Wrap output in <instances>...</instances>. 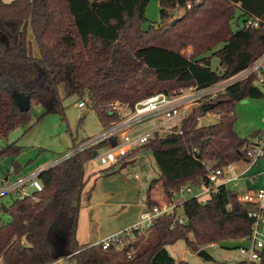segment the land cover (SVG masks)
<instances>
[{"label":"trees","instance_id":"trees-1","mask_svg":"<svg viewBox=\"0 0 264 264\" xmlns=\"http://www.w3.org/2000/svg\"><path fill=\"white\" fill-rule=\"evenodd\" d=\"M149 2L0 0V139L31 121L34 103L42 105L47 114L64 115V99L87 96L106 130L120 119L112 109L116 104L133 108L157 93L173 95L190 87L207 88L264 56V24L258 28L245 25L248 15L264 18V0H204L174 25L172 13L179 0H162L161 23L143 30ZM239 3L244 26L232 31L231 22L239 10L235 4ZM219 45L222 48L216 50ZM188 48L192 53L183 54ZM214 57L219 60L216 71L211 62ZM254 83L251 77L195 107L180 127L165 137L157 133L148 144L109 168L132 162L140 152L151 150L160 172L147 194L146 207L153 208L160 204L156 191L172 203L174 194L189 184H207L210 172L248 161L254 141L240 137L235 130L236 103L264 98ZM18 97L27 105L21 107ZM207 105L212 109L204 112ZM209 114L218 122L200 126V120ZM107 145L93 146L43 170L38 176L43 190L7 207L11 220L0 225L2 264H49L69 256L67 261L77 264H188L177 263L167 247L184 241L199 252L208 245L247 240L254 225L250 214L264 215V208L241 203L238 194L221 187L205 203L194 197L183 202L185 226L175 220L180 215L178 208L175 215L156 219L144 233L135 232L134 241L123 250L80 245L81 201L89 183L85 165ZM77 147L75 144L70 151ZM19 152L15 143L7 145L0 150V159ZM55 232L66 238L63 254L54 252ZM259 264H264V256Z\"/></svg>","mask_w":264,"mask_h":264},{"label":"rangeland","instance_id":"rangeland-1","mask_svg":"<svg viewBox=\"0 0 264 264\" xmlns=\"http://www.w3.org/2000/svg\"><path fill=\"white\" fill-rule=\"evenodd\" d=\"M13 1L4 0L6 3ZM161 1L150 0L146 9L147 21L142 26L143 30H148L152 24L161 23ZM240 13L238 10L231 22L232 31L244 26V19H240ZM221 48L222 45H219L216 50ZM35 53H37L36 47ZM191 53L192 48L183 52L187 55ZM207 56H211V54ZM211 62L212 69L216 71L219 68V60L214 57ZM18 99L21 107L27 105L26 101L23 102L20 97ZM88 100L87 96L83 99L79 96L64 99V115L47 114L42 105L33 104L31 121L27 125L12 131L7 139H0V150L14 143L20 148L18 155L4 156L0 159V189H2L1 179L8 178L10 182H14L57 159L61 160L73 149L75 144L78 147H83L86 142L105 132ZM81 101L86 102L84 108L78 107V103ZM192 109L193 107L184 110L183 116L187 117ZM236 115L235 130L240 137L255 141L254 136L258 134L259 139H264V98H245L238 101L236 103ZM217 122L218 118L209 114L200 120V126L206 127ZM151 128V123H145L139 127V130L146 132ZM170 132L167 129L158 134L159 137H165ZM103 152L104 150H99L98 155ZM15 167H18L17 171H15ZM102 167L98 157L85 165L86 175L89 179L86 192L90 191L92 197L90 205L84 204L80 210L78 227L80 226L82 238H86L92 233L95 239H102L110 233L131 228L139 222L141 209L146 205L149 186L153 180L160 176L151 150H144L132 162L119 164L112 169ZM251 176V174L247 175V180H250ZM245 182H242L243 185ZM188 186L193 189V192L180 197L178 201L187 200L189 196H191L190 198L196 197V193L201 191V185L189 184ZM29 192L33 193V190ZM154 196L158 203L165 200L159 191H156ZM209 198L208 195L200 200L205 203ZM14 201L12 196L4 198L0 200V208L2 205L9 208ZM83 201L86 203L85 195ZM178 212L183 216L182 207L179 208ZM10 220L11 216L0 210V225L8 224ZM91 226L95 228L92 232ZM121 227L122 229H119ZM134 239V234H130L129 241L132 242ZM65 242L66 238L62 233L61 235L56 234V232L53 233L52 245L56 254L65 252ZM236 244L241 245V242L230 241L225 244L204 247L202 250L207 251L213 257V261H207L198 256V252L189 249L184 241H178L176 244L168 246L167 250L177 263L184 261L188 264H239L244 262V259ZM66 264L77 263L74 260H69Z\"/></svg>","mask_w":264,"mask_h":264},{"label":"built area","instance_id":"built-area-1","mask_svg":"<svg viewBox=\"0 0 264 264\" xmlns=\"http://www.w3.org/2000/svg\"><path fill=\"white\" fill-rule=\"evenodd\" d=\"M201 2H204V0H179L172 14L175 19L180 18L186 11L193 9ZM235 5L241 12V4ZM262 24H264V18L262 17L254 15L245 17V25L247 27L258 28ZM251 77L255 78V86L264 93V56L247 69L207 88L190 87L182 89L173 95L157 93L136 103L133 108L116 104L117 106L115 105L112 108L120 115V119L117 122L107 128L103 134L86 142L83 147L80 146L70 151L64 155L61 160H58L56 164L50 165L48 168L69 159L81 151L105 142H108L109 145L102 148L104 152L98 155V160L101 166L108 168L117 163L119 159L126 156L129 152L148 144L157 133L167 129L172 132L174 127H180L183 119L186 118L182 114L184 110L186 111L192 107L194 109L195 107L201 106L208 100L224 93L228 88L250 79ZM85 106V101L78 103V107L80 108H84ZM145 123H151L152 128L146 132H141L139 127ZM247 155L248 161L252 164L260 159H264V139H256L254 144L249 147ZM233 168L234 164H231L223 169L210 172L207 175V184H201V191L196 193V197L194 198L198 199L200 202H202L200 200L201 198L208 195L211 198L213 194L220 191L221 187L229 188L228 186L230 183L245 175V173H243L235 178H226L225 175L229 171H232ZM42 171L43 170L27 174L14 182H10L8 178L4 180L1 179L2 189H0V200L10 196L15 200H22L31 196L32 193L29 192L30 190H33V192H41L43 190V185L38 176ZM191 192H193V189L190 186L184 187L180 193L174 194L172 203L164 201L153 208H146V210L141 213L138 223L93 246H101L103 250H108L112 247L117 250H123V248L130 243V234H134L137 231L144 233L153 225L156 219L175 215L176 209L180 208L184 202L178 201L179 198L182 197L184 193ZM239 201L241 203L257 204L262 209L264 189L248 192L239 198ZM250 216L254 219L252 233L246 240L247 244L239 248V252L247 264H259L264 256V215L254 212L251 213ZM175 220L183 226L186 225V219L181 215L175 217ZM210 246H215V244ZM77 253L79 252H76V254ZM131 256L132 254H129L128 257L131 258ZM69 257L58 259L49 264H66Z\"/></svg>","mask_w":264,"mask_h":264},{"label":"crops","instance_id":"crops-1","mask_svg":"<svg viewBox=\"0 0 264 264\" xmlns=\"http://www.w3.org/2000/svg\"><path fill=\"white\" fill-rule=\"evenodd\" d=\"M213 117H216V116H213ZM57 161H58V159L56 161H54L53 163L47 165V166H43L42 168H39V170L37 169L35 172H38L40 170H44V169L48 168L50 165L56 164ZM102 168L105 169V167H102ZM85 172H86V169H85ZM31 173H34V172H31ZM243 173H245V175L243 177H241L240 179H238L236 181H233L228 186L230 188V190H232L234 193L238 194V197L239 198H241L243 195H245L248 192H251V191L255 192V191H257V189H258V191L261 190V189H264V159H260V160L256 161L254 164L250 163L249 161H240V162H237L236 164H234L233 170L232 171H229L225 175V177L228 178V179H231V178L238 177V176L242 175ZM250 174L252 176H251L250 180H247L246 177H247V175H250ZM86 176L88 177V175H86ZM244 181H246L245 182V185H243V183H242ZM89 192H86V190H85V192L83 194V197H82L81 206H83L84 204H88V206L90 205L89 203H90V200H91L92 195ZM186 194H189V193H184L183 196H185ZM84 195H85L86 203H84V201H83ZM190 197L191 196H189L188 198L190 199ZM182 201H186V200L184 199ZM263 203H262V206H263ZM146 208H147L146 205H144L142 207V209H141V213L144 210H146ZM263 208H264V206H263ZM141 213H140V216H141ZM122 227H124V226H122ZM122 227L119 228V229H122ZM93 230H95V228L91 226V232ZM125 230L126 229H124V230L122 229V230H118V232H115L113 234L110 233L107 236L103 237L102 239L101 238H99V239L96 238L95 239L94 236H93V234L90 233V231H89L90 235L87 236L86 238L85 237L82 238L81 237V234H80L81 232H80V226H79L78 227V231H77V239H78V242H79L80 245L93 246V245L101 242L102 240H104V239H106V238H108V237H110L112 235L121 233V232H123ZM238 242H241V245L240 244H236L237 245L236 246L237 248H240L241 246H244V245L247 244L246 241H238ZM216 245L217 244H215V246ZM0 264H2L1 261H0Z\"/></svg>","mask_w":264,"mask_h":264},{"label":"water","instance_id":"water-1","mask_svg":"<svg viewBox=\"0 0 264 264\" xmlns=\"http://www.w3.org/2000/svg\"><path fill=\"white\" fill-rule=\"evenodd\" d=\"M201 5H203V2L197 4L196 7H200ZM178 20H179L178 18L177 19H174L172 21V24L173 25L176 24L178 22ZM241 96H242V94L236 96V99L241 98ZM211 109H212V106L211 105H207V106H204L203 107V111L204 112H208ZM2 209H3L4 213H8L9 212V209L5 205H2ZM198 256L202 257L203 259H205L207 261H213V257L207 251H205V250H200L198 252Z\"/></svg>","mask_w":264,"mask_h":264}]
</instances>
